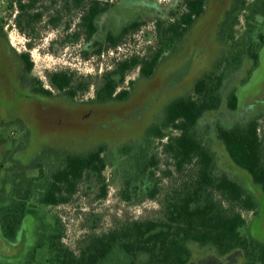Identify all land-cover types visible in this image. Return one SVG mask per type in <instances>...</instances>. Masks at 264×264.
<instances>
[{
	"label": "rangeland",
	"instance_id": "rangeland-1",
	"mask_svg": "<svg viewBox=\"0 0 264 264\" xmlns=\"http://www.w3.org/2000/svg\"><path fill=\"white\" fill-rule=\"evenodd\" d=\"M64 1L44 0L37 5L43 16L35 24L31 35L16 25L17 8L11 13L6 7L7 0H0V16L5 18V29L13 46L20 48L21 52H29L33 62L31 72L33 77L49 86L50 73L68 70L75 73L76 78L90 82L89 90L85 93L80 91L77 99L91 97L93 91L101 84L103 75L115 69L118 61L133 55H150L159 47V24L168 25L178 20L179 12L183 10L181 5L183 0H150L160 9L152 6L140 7L135 0L133 3L129 2L130 0H118L113 2L114 6H109V9L100 15L99 31L93 39H89L80 24H77L83 7L78 8L73 4L71 9H68L62 6ZM224 5L218 4L216 0L209 2L205 14L195 20L187 33H183L172 42V46L162 56L154 78L151 80L139 78L127 99L88 106L79 104L73 107L59 101L32 99L23 115H16L22 118L30 132L27 149L24 154H16V161H30L43 145L48 148L62 147L82 151L83 147L96 144L100 140L102 143L104 139L111 143L113 153L116 152L115 149L128 145L129 152L122 153L124 155L116 158L121 161L122 168L129 176H136L137 166L141 162L139 145L145 136L143 130L149 128L152 121L154 123V120L163 117L156 115L157 103L161 102L157 107V111L161 113L165 110V103L175 95L178 97L193 92L194 80L200 77L199 75L215 73L221 76V85L218 86L217 93L221 103L217 108L206 110L202 114L197 127L198 132L211 143L221 168L240 175L247 187L258 195L251 178L245 172L238 171L233 163L225 160L228 157L227 149L217 137V128L221 124L231 126L258 117L259 132L264 142V47L262 49L259 47L257 59L252 55L254 50L245 52L247 36L245 37L243 32L248 28L245 12L238 13L239 19L232 32L234 39L228 35L229 32L227 33L234 20L230 17L224 34H217L216 11L223 9ZM175 11L177 14H173ZM53 15L59 17L56 24L51 20ZM133 21L140 24L129 29L117 46H108L107 42H104L108 30L119 32ZM69 22L72 29L68 27ZM75 30L80 34L77 39L72 34ZM257 30L264 33V24ZM96 40L103 42L100 52L96 51L99 47ZM256 40L258 38L254 35L253 41ZM30 41L32 46H29ZM255 45L257 44L254 42L253 46ZM138 75L139 67L129 71L124 82L119 85L118 91L125 89L128 81ZM183 86L185 87L182 89ZM235 96L238 100L237 106L231 108V99ZM1 116L7 120L11 118L5 108L2 109ZM7 124L3 129L5 134L13 132L14 139L22 137L24 126L16 121ZM168 132L172 133V130L169 129ZM20 141L15 143L14 149H19L20 145L25 143L22 138ZM163 143L162 140L152 137L148 150L149 154L155 153L160 161L155 171L158 176L163 177L160 185L165 187L157 199L144 197L136 202L124 200L120 194L123 176L110 165L105 171L109 183L105 198L98 196L97 183L85 180L69 203L41 208L46 212V221H52L54 214L62 217L65 242L69 247L79 251L85 238L106 232L123 220L159 216L162 212L160 199L165 196L170 185L180 180L178 172H173L171 159L164 153ZM6 163L9 164V161ZM22 168L25 169L24 166ZM6 171V168L0 169V186L7 185ZM165 171H171V174L166 175ZM33 173V169L27 172L28 175ZM38 205L40 207V204ZM226 206H229L228 203ZM244 215L248 223L242 228L243 233L250 236L252 234L259 244L264 245V209L244 211ZM255 218L253 225L251 222ZM34 223L32 217V226ZM192 248L197 264H222L224 259L225 264H245L248 256L244 248L233 249L230 252H221L201 244H192ZM17 252V249L4 241L0 228V263L9 262ZM35 257L38 264H47L48 249L45 246H36ZM119 260L123 262V258ZM107 264H114V260Z\"/></svg>",
	"mask_w": 264,
	"mask_h": 264
},
{
	"label": "trees",
	"instance_id": "trees-1",
	"mask_svg": "<svg viewBox=\"0 0 264 264\" xmlns=\"http://www.w3.org/2000/svg\"><path fill=\"white\" fill-rule=\"evenodd\" d=\"M43 1L7 0L6 7L11 13L17 8L16 25L31 35L35 24L43 16L42 11L37 9V5ZM206 1L183 0V10L179 12L178 20L168 25L159 24L157 49L148 56L133 55L118 61L115 69L102 78L97 91L100 100L126 99L129 96L126 88L117 92L116 96L113 95L124 82L127 73L136 67H139L142 75L152 76L165 50L204 12ZM73 4L83 7L80 27L87 38L93 39L99 31L100 15L112 3L105 0H65L66 8L71 9ZM240 12H245L248 24L243 32L247 36L245 52L254 50L252 55L257 59L256 53L264 44V33L257 30L264 24V0H239L232 11L233 17L230 16L234 19L231 29L227 31L233 39V28ZM173 14H177V11ZM58 19L53 18L52 22L56 24ZM139 24L133 21L119 32L108 30L103 40L108 46H117L129 29ZM254 35L258 40L253 41ZM79 36V33L74 35L75 39ZM31 41L29 46H32ZM95 42L99 46L96 51L100 52L103 42ZM254 42L257 45L253 46ZM21 57L32 80L42 85V81L31 75L33 62L29 52H22ZM49 76L53 86L59 90L67 89L71 96L90 88L89 81L76 78L71 71H55ZM220 80L221 76L215 73L201 76L196 81L194 96L174 99L168 106L167 115L149 125L148 143L152 142V137L164 142V153L171 159L173 172L177 171L180 176L179 182L170 185L165 197L160 199L162 212L159 216L123 220L106 232L85 238L79 251L69 247L65 242L62 217L54 214L52 221L47 222L43 209L69 203L80 185L88 179L98 184V196L105 198L109 186L105 171L115 160H111L110 154L105 153L108 143H101L98 148L88 151L51 147L41 153L36 163L37 174L32 178L25 175L24 169L17 168V159L10 156L0 161V169L6 168L8 174L7 185L0 186V220L1 216L7 214L9 220L6 223L11 224L10 230L5 233L10 237L15 235L13 225H16L19 214H14L13 210L23 208L32 210L37 223L42 224L43 232L39 233L37 246L48 249L52 264H107L113 260L114 264H186L193 255L192 244H201L221 252L244 248L248 255L245 264H264V245L259 244L252 234L246 235L242 231L248 223L244 211L264 209V142L259 132L258 117L231 126L221 124L217 128V137L227 149L226 159L245 171L254 182L258 195L247 187L240 175L229 173L219 166L214 148L197 128L206 110L220 106L217 94ZM237 101L236 96L231 99V108L237 106ZM6 125L0 122L2 132ZM169 129L172 133L168 132ZM2 132L1 141H7L14 134ZM12 143L15 145L18 142ZM140 160L142 162L137 166L136 176H129L124 170L120 172L123 176L120 194L128 202L142 200L138 197L145 193L141 185L144 177L149 176L152 180L148 188L150 196L156 197L165 188L159 185L162 178H155V170L150 169L152 165L159 167L157 155L145 151ZM8 161L9 164L6 163ZM188 167L191 169L186 170ZM164 174H171V171H165ZM227 203L229 206H226ZM121 258L123 262L119 260Z\"/></svg>",
	"mask_w": 264,
	"mask_h": 264
},
{
	"label": "flooded vegetation",
	"instance_id": "flooded-vegetation-1",
	"mask_svg": "<svg viewBox=\"0 0 264 264\" xmlns=\"http://www.w3.org/2000/svg\"><path fill=\"white\" fill-rule=\"evenodd\" d=\"M211 1H213V0H207L206 1L205 10L198 17L203 16L205 14L207 8L209 7V2H211ZM135 2L138 5H140V7L152 6V7H157L160 9V7H158V5H156V3L154 1L135 0ZM216 2H218V4H221V5L223 3L225 4L223 9L216 11V13H217L216 19L218 20V32H217V34L223 35L224 31L227 30L228 21L230 19L229 17L231 16L232 11L236 8V5L238 4L239 0H216ZM113 4L114 3H112L111 6H114ZM62 6L66 7L65 1H64ZM77 7L80 8V6H77ZM110 8H112V7H110ZM17 12H18V10H17ZM81 14L82 13H80L77 24H80V22L82 20ZM198 17H196V19H198ZM16 18L17 17L15 15V20H16ZM53 18H57V15H55V16L53 15V17H51V20ZM195 20L193 21L191 26L184 31V33H187L191 29ZM4 22H5V18L0 16V121H3L4 123H10L12 121H16L17 123L24 125V127L22 130V137H20L19 139H14L12 136V137H8L7 141H1V138H0V161L4 160L5 158H9L10 156H11V158L15 159L16 154H18V153L24 154L25 150L27 149V146L30 142V132H29L28 128L26 127V124L22 120V118H20L19 116H16V115H23V113L25 112V108L30 106L28 104L31 103L30 101L32 99H35L38 101H43V100L59 101V102L64 103L65 105L68 104L72 107L74 105H79V104L85 105V106L96 105V104H105V103H108L110 101L117 100L116 98H112V99H107L105 101H101L99 94L97 93L99 87H97L93 91V95L91 97L86 96L87 99H77L78 94L75 96H71L69 93H67V89L66 90H59L58 88L53 86L51 84V82H50L51 85L46 86L45 84L41 85L40 83H37V81L32 80V77L28 74V70H27L26 65L23 61V58L21 57L22 52L20 51V48L14 47L13 44L9 40L8 32L5 29ZM70 24H71V22L68 23L69 28H71ZM72 34L76 35V34H78V32H76V30H75V32ZM262 47H264V44L261 46V49H262ZM261 49H260V51H261ZM168 50H169V48L167 50H165L163 55ZM260 51H259V54H261ZM161 61H162V57L160 58L159 63L156 67V70L152 76L147 77V76L142 75V72L139 69L138 77L132 79L131 80L132 82L128 81V85L125 88L128 89L129 96L131 95V93L134 89V86H135V84L139 78H145L148 80H151L152 78H154V76L156 75L155 73H156L158 66L160 65ZM259 61H260V57H259ZM108 72H111V71H108ZM107 73H105L102 78H104V76ZM201 75H199V76L201 77ZM200 77H198V78H200ZM198 78H196L194 80L193 92H190V94L182 95V96H178V97H175L176 96L175 95L173 98L169 99L165 103L166 104L165 110L161 113L159 111H157L158 104L161 103V102H158L156 105V112H157L156 115H167L168 106L172 103V101L174 99H177L180 97H185V96H194L195 84H196V81L198 80ZM43 87L45 89H48V90H45ZM184 87L185 86H183L182 89ZM88 90L84 91V93L87 92ZM121 90H119V91H121ZM119 91L117 90L113 96H116L117 92H119ZM182 94H184V93H182ZM3 108L6 109V112L8 115H11V118H9L8 120L1 116V111ZM143 132H144L145 136H144V140L139 145V149H141V152L139 153L140 156L143 152L148 151L150 148V145H149L150 143H148V140H147V135H148L147 133L149 132L148 127L145 128L143 130ZM13 135H15V134H13ZM21 138L25 141L24 145L21 146L17 150L14 149L15 145L12 143V141L18 142L21 140ZM157 139H159V138H157ZM159 140H161V139H159ZM100 141L96 142V144H93V145L90 144V146L83 147L82 151H88L90 149L98 148L101 144ZM102 143H108L109 144L108 148L105 150L106 151L105 153H109L110 159L115 160L114 162H112V164H109V166L112 165V167H114V171H116V172L118 171L119 175H120L119 168L121 171L124 170L126 172V170L124 168H122V166H121V161L118 160V158H116V156L121 157L122 153H124V154L128 153L129 152V150L127 148L128 145H124L123 147H119L117 150L115 149L116 152L113 153L114 150L112 149L111 143L108 142V140L103 139ZM47 148H48V146L43 145L41 147V149L35 154L33 159H31L28 162H23L22 160H20L21 162L18 161L17 162V168H22V166H24L25 167L24 170L26 171L25 175L28 176V178H32V176H35L37 174L36 163L38 161V158L41 156V153L44 150H46ZM114 154H115V156H114ZM124 154H122V155H124ZM226 155H228V153H226ZM226 158H225V160L227 162H229V160ZM231 163H233V165L235 166V168L238 171L240 170L242 172H245L240 166H238L234 162H231ZM49 164H51V163H49ZM218 164H219V161H218ZM219 166L221 167L220 164H219ZM156 167L157 166L152 165V166H150V169L155 170ZM30 169L34 170L33 175L27 174V172L30 171ZM149 172L150 171L148 170L147 173H149ZM155 178H163V177L158 176L157 173H155ZM142 180H143V182H141V185H142V188H143L145 193H142L138 198L144 199V197H146V198H151V199H153V198L157 199L159 197L160 193H158V195L156 197H152V196H150V194H148V188L152 185V180L150 179V177L149 176L144 177ZM137 181L138 180H136L135 182H137ZM160 184L161 183H159V185ZM122 188H123V182H122V187L120 190H122ZM13 212H14V214H19L16 225H13L14 226L13 230H14L15 235L13 237H10L9 235H7L5 233V231L10 230V227H11L10 223H6V221L9 220V218H7V216H6L7 214H4L3 216H1L2 220H0V228H1L2 237H3L4 241H6L8 244H11L13 246V248L18 250V252L16 253L15 257L12 258L9 262H3L0 264H38L36 261V257H35L36 246H37V241L35 242V240L38 239L39 233L43 232V226H42V224L37 223V219L32 214V210L30 211V210L23 209V208H14ZM32 217L35 220V223L33 226H32ZM255 220H256V218L253 219L251 222L253 225L255 224L254 223ZM224 260H223L222 264H225L226 261H224ZM46 261H47V264L53 263L52 259L50 257H48ZM186 264H197L195 255L194 256L192 255V257L189 258V260Z\"/></svg>",
	"mask_w": 264,
	"mask_h": 264
},
{
	"label": "built area",
	"instance_id": "built-area-1",
	"mask_svg": "<svg viewBox=\"0 0 264 264\" xmlns=\"http://www.w3.org/2000/svg\"><path fill=\"white\" fill-rule=\"evenodd\" d=\"M106 1H108V2H110V3H113V2H116V1H118V0H106Z\"/></svg>",
	"mask_w": 264,
	"mask_h": 264
},
{
	"label": "crops",
	"instance_id": "crops-1",
	"mask_svg": "<svg viewBox=\"0 0 264 264\" xmlns=\"http://www.w3.org/2000/svg\"><path fill=\"white\" fill-rule=\"evenodd\" d=\"M129 2H132V3H133V2H134V0H133V1H132V0H130Z\"/></svg>",
	"mask_w": 264,
	"mask_h": 264
}]
</instances>
